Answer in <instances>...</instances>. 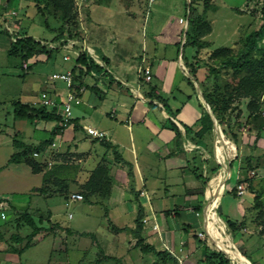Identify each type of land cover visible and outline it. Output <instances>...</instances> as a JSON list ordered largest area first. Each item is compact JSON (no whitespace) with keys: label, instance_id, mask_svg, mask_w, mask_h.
<instances>
[{"label":"crops","instance_id":"obj_1","mask_svg":"<svg viewBox=\"0 0 264 264\" xmlns=\"http://www.w3.org/2000/svg\"><path fill=\"white\" fill-rule=\"evenodd\" d=\"M12 1L15 0L0 1V22L4 28L5 25L9 28V31L0 29V53L4 51L7 54L10 43L22 34L55 46L65 42L64 38L54 39L56 33L49 41L29 35L23 27V17L28 12L27 2L19 0L21 6L14 7L9 6ZM34 1L36 6L37 0ZM84 2L83 6H89V17L86 33L84 32V38H81L95 45V55L93 58L89 56L101 69L90 71L76 82L80 87L74 91L77 101L71 103V110L73 105H82L91 111L95 129L104 132L105 136L92 138L85 131L86 127H92L91 123L83 124L78 118L72 117L66 126L58 129L62 122L61 104L65 98L63 96L58 100L53 99V109L44 110L60 118L56 120L45 119L40 115H33L29 119L16 118L13 114V100L9 101L12 114L8 116L13 115L11 133H6L0 122V136H9V140L0 141V201L6 204V218L0 219V259L4 261L0 263L9 262V256L20 257L27 249L48 238L54 240L56 236L60 237L61 232L68 236L76 235L70 228L60 225L53 209L43 212L39 208V198L53 197H44L37 191L45 169L33 173L23 162L8 163L10 156L16 151L14 144H17V140L30 146H41L43 142L51 140L55 144L54 147L44 145L42 152H36L38 155L32 154V157L41 163L47 161L48 168L51 165V157L60 154L64 161L68 159L74 166V181L69 184L68 197H61L64 201L69 199L70 194L80 193L79 187L88 180L97 166L107 168L111 184L106 193H96L71 202L85 201L88 203V209L98 208L95 216L105 220L101 224L110 234H126L129 238L126 240L127 245L121 246L125 253L135 249L143 254L154 253L157 256V264H206L205 254L215 251L223 253L230 264H257L255 260L247 257L245 245L253 243L252 246L255 247L256 244L252 237H249V225L255 226L253 218L256 214L252 210L251 202L255 195L259 194L264 203V181L260 187L253 183V180H264V161L260 167L246 170H240L238 166L230 168L229 164L236 154L239 157L262 156L264 127L259 133L260 138H256V131H248L246 125H241L237 132V143L234 144L224 136L222 127L215 118L217 131H214L210 117L211 136L206 135L203 138L206 148L197 143L195 133L201 127V114L203 111L207 112L205 105H208L200 86L206 72L203 67H198L195 73L189 70L188 64L194 62V58L192 54H185L184 47H193L191 40L190 43L186 42V33L190 34L189 38L193 35L189 19L183 20L181 16H177L180 10L185 8L177 4L176 0H171L165 6H162L160 0H147L146 8L150 6L146 9L147 18L137 20L121 14L111 23L100 21L91 15L93 9L100 7L101 0ZM74 4L76 5L75 0ZM18 10H21L22 14ZM54 18L58 19L56 16ZM66 49H71L75 54L74 64L65 70L71 71L82 49L80 46L76 47V42ZM65 56L70 59L68 54H64V61ZM143 67L150 70L149 80H145L141 74ZM22 68L27 70V63L25 66L23 64ZM53 73L60 71H53L51 74ZM54 85L50 80V83H45L44 88L51 93L54 91ZM26 98L27 94L21 95L18 101L28 105L30 109L43 111L31 106L35 99ZM253 125L256 127L259 124L253 122ZM41 135H46L47 138H41ZM78 135L81 137L80 141L89 143L87 150H70ZM218 136L223 141L226 139L233 149L231 151L229 147H224L226 142L219 141L217 158L218 143L214 138ZM61 142L67 146L63 151H59ZM74 147H77L75 142ZM221 150L227 157L224 163L221 162ZM213 164L216 167L215 173L210 171ZM200 171L206 179L205 183L197 177ZM231 176L233 183L229 184ZM237 180L245 186V192L240 196L234 190ZM217 186L218 192L215 191ZM177 187L181 190L171 191ZM178 191L182 195L180 205L162 207L155 204L156 201L162 202L167 197H174L175 192L178 195ZM247 191L250 192V201L235 203ZM225 196L227 203L233 204L227 205V215L224 214V219L220 216L219 203ZM208 203L213 206L211 218L204 215ZM24 211L33 216L38 215L42 220L48 219L46 221L49 226L45 229L53 226L48 233L44 229L39 231L32 238L31 245L18 254L14 251L20 250L25 240L19 241L14 235L18 234L24 238L31 231V227L27 226L30 231L24 236L10 233V230L13 225L16 230L21 228L15 221ZM139 214L140 224L136 222ZM228 214L231 217H228ZM91 216L92 212L89 211L85 218L91 219ZM220 217L222 219H219ZM142 219L146 220L145 223ZM227 221L236 222L240 227L232 233L226 225ZM153 224L157 225V230L152 229ZM199 232L202 233L201 236L197 235ZM80 236L95 238V234L88 231L80 232ZM262 238L264 240V237ZM139 240L143 246L151 247L152 251H142L137 244ZM225 241L228 243L224 244ZM112 244L113 250L118 251L119 241L112 240ZM231 247L235 250H231ZM237 247L243 249L246 256L241 255ZM57 251H60L59 247ZM102 252L98 260H119L123 256L113 257L103 250ZM259 258H264V246ZM11 261L16 264L15 259Z\"/></svg>","mask_w":264,"mask_h":264},{"label":"rangeland","instance_id":"obj_2","mask_svg":"<svg viewBox=\"0 0 264 264\" xmlns=\"http://www.w3.org/2000/svg\"><path fill=\"white\" fill-rule=\"evenodd\" d=\"M0 1L5 2L6 0ZM170 1L171 0H165L164 2L163 0H160V2L163 3L162 6L167 5ZM26 2L28 5V12L26 16L23 17V27L26 32L33 37H38L42 41L51 40L55 36L56 29L59 28L61 22L58 19H55L53 15H43L38 13L36 11V6L34 5V0H26ZM189 2V0H176L177 4L179 3L185 8V10L181 9L177 16H181L183 20H186L189 16L190 6H192L191 9L196 8L198 13L205 9V20L208 21L211 27L210 33L202 39V41L207 43L206 47L200 48L195 45L193 47H189V45L184 47L185 54H192L194 60H198V58H203L204 60L208 59L207 57L213 50L221 47H230L235 51L241 46L240 42L243 41L244 37L249 34L250 31L258 29L263 23L261 14L262 8L264 7V0H207V8H204V0H197L196 3L192 2L191 5ZM84 3L85 2L83 1L80 2L78 6L75 5L78 21L77 30L80 36L73 39H77L75 40L77 48L79 46L82 47L81 43L85 44L87 48H93L92 54L95 55V45L90 41L81 38H84L86 23L88 24L89 17V6H83ZM6 4H8V2H6ZM19 5V0L12 1L9 4V6L14 7ZM146 5L147 0H101L100 7L93 9V12L92 8H90V11L92 12L91 15H93V18L95 17L100 21H106L109 23L114 22V19H117L121 14L125 15L126 18L140 20L142 18H147L146 12L150 6L146 8ZM18 11L22 14L21 10ZM44 21H47L48 28L45 27ZM1 26L3 28H1ZM0 29L5 30L1 22ZM191 34H195L193 27L191 28ZM66 39L68 40V38ZM262 45L264 46V41L262 42ZM64 54H68L70 59L64 61L62 58ZM38 56H40V58ZM44 57L46 58L45 54H39L29 58L26 62L28 68L27 70H24L19 58L9 57L4 51L0 53V122L6 133H11L10 131L12 130L13 115L8 116V114H12V106L9 101L18 100L19 96L26 94V99L36 100L39 93L45 90V83H50L51 79H49V77L51 73L53 71L62 72L71 68L75 60V54L73 51L66 48H60L58 51L53 52L47 59H44ZM52 82H54L55 88L53 92L49 93L51 98L58 100L60 96L65 97L66 88L64 84L59 80H52ZM90 112L91 111H88V109L84 108L82 105H73L71 117L78 118L83 124H88L90 122L92 127L95 128V120L92 119V114H90ZM259 122L260 121H257V124H259ZM6 136L5 134L4 136H0V141L9 140V136ZM40 137L47 138L46 135H41ZM80 138L81 137L78 135V139L74 141L77 144V147H74V142L70 146L71 151L88 149L89 143L83 140L80 141ZM219 141L226 142L224 147L227 146L230 150L233 149V147L227 143L226 139H224V141L223 139H219ZM66 148L67 146L64 142L59 143V151H63ZM218 148H220V143H218ZM221 156L224 157V159L227 158L223 152L221 153ZM91 158L92 157H90V160ZM263 181L264 180L262 179H254L253 183L258 184L261 187ZM228 183H233L232 176ZM218 187L219 186H217L215 190L217 192ZM174 190L180 191L181 188L177 187L171 189L173 192ZM179 191L178 195H176V192H172L175 194L174 197H167V199H163L162 202L156 201L155 204L157 203L156 205L162 207L163 205L165 207L170 205H180L182 202V195ZM226 198L227 196H225L219 203L220 216L224 219V214L227 215V205L233 204L231 202L227 203L228 200ZM262 199L264 201V197H262ZM245 200L250 201V192L248 191L243 197L238 198L235 203H238L239 201L245 203ZM37 201L39 208H41L43 212H46L47 209H53L60 225L70 228L74 233L76 232V235L73 234L72 236H68L61 232L60 237L56 236L54 240L53 238H48L43 242L36 244L34 247L27 249L20 257L9 256V262L0 264H14L13 261H11L12 259H15L16 264H157V256L154 253L143 254L137 249L133 252L128 250L125 253L121 246L127 245L126 240L129 238L126 234H110V232L102 226L105 220L95 216L98 212V208L88 209V203L85 201H68L67 206H65L66 200L64 201L60 196H53L48 199L39 198ZM251 203L253 204V202ZM89 211L92 212L93 218L91 216V219H86L85 216ZM69 214L71 215L70 218H68ZM37 216L38 215L33 216L37 226L44 228L49 226L46 220L39 221ZM221 217L219 219H222ZM228 217L231 216L228 214ZM53 220L55 219L53 218ZM249 227H251L249 237H252V240H254V243L256 244L255 247L252 246L254 245L253 243L249 244L250 246L248 244L245 245L247 247V257L251 260H255L257 264H264V258H259V253H261V249L264 246V240L257 235V227L251 225H249ZM12 228L13 229L10 230V233H19L22 236L30 231L27 225L22 226L19 230H16V228L14 229V225ZM86 231L95 234V238L90 236L81 237L80 232ZM112 240L119 241L118 251L113 250ZM226 242L227 241L223 243L227 244L228 242ZM16 246L19 247L20 244ZM58 247L60 248V251H57ZM230 249L235 250L233 247ZM102 250L113 257L120 255L123 256L119 260L112 258L98 260L99 256H102L103 254ZM1 262L4 261L2 260ZM166 264L172 263L166 262Z\"/></svg>","mask_w":264,"mask_h":264},{"label":"trees","instance_id":"obj_3","mask_svg":"<svg viewBox=\"0 0 264 264\" xmlns=\"http://www.w3.org/2000/svg\"><path fill=\"white\" fill-rule=\"evenodd\" d=\"M189 4L196 3L197 0H189ZM207 0H204V8H207ZM36 8L38 13L43 15L49 14L57 17L61 24L56 29V36L54 39L78 38V21L74 0H37ZM189 8V26L194 28L195 34L189 38L186 33V42L192 45L204 48L207 46L205 41L201 39L210 33L211 27L207 20H205V9L200 13L196 8ZM262 24L256 30L250 31L243 41L241 46L233 51L230 47H221L213 50L207 57L208 59L194 60L188 64L189 70L195 73L198 67H203L206 75L204 81L200 84L202 96L209 105L211 112L217 123L222 127L224 136L234 144L237 143V132L241 125H246L247 130L256 131V138H260L261 131L264 127V7L262 8ZM45 27H48L47 21H44ZM190 36V34H189ZM80 39V38H79ZM59 48L51 49L42 45L39 41L34 40L30 36L22 34L15 37V40L10 43L7 50L9 57H17L21 61V65L33 56L45 54L50 57L53 52L58 51ZM101 67L84 51H79L76 57V65L71 69L73 90L77 91L80 87L76 82L83 76L90 73V71H99ZM243 104V108H242ZM14 117L19 119H29L33 115H40L45 119H60L55 114L46 111H36L30 109L28 105L21 104L18 100L12 101ZM201 127L195 133L198 139V144L206 148L203 138L211 136L212 120L210 115L203 111L201 114ZM60 121V120H59ZM259 122V125L254 127L253 122ZM59 124V128H63ZM14 144L16 151L10 156L8 163L27 164L33 173H38L44 170L42 175L41 186L37 189L40 195L44 197L60 196L67 198L69 193V184L74 181L73 170L74 166L69 161H64L60 154L51 157V165L47 168V161L41 163L32 157L34 152L41 153L44 145L50 146L51 140L43 142L41 146L25 145L19 140ZM261 157H253L252 155L239 157L237 154L230 160V168L239 167L241 170L258 168L263 164L264 151ZM210 171L215 173L216 167L213 164ZM197 177L203 182L206 179L202 177V172L197 174ZM241 183L237 180L234 186ZM111 184V178L108 174L107 168L97 166L89 176L88 180L79 187L82 198H87L96 193H106ZM202 192V191H201ZM261 196L255 195L252 210L256 212L253 223L257 227V234L259 237H264V204L260 199ZM39 221L42 219L38 218ZM141 214L138 215L136 222L140 224ZM48 221V219H46ZM19 224L18 227L27 225L31 227V231L24 237L14 235L19 241L25 240L24 246L20 250L14 252L21 254L26 248L31 245L32 238L44 229L47 233L52 230L49 228H41L36 225L33 215L28 214L27 211L21 212L15 221ZM244 221L241 223V226ZM228 229L234 233L238 227L236 222L227 221ZM138 246L144 252L152 251V248L147 245L143 246L142 241L137 242ZM238 248V247H237ZM151 249V250H150ZM241 255H245V251L238 248ZM204 261L206 264H230L221 252L211 251L205 254Z\"/></svg>","mask_w":264,"mask_h":264},{"label":"built area","instance_id":"obj_4","mask_svg":"<svg viewBox=\"0 0 264 264\" xmlns=\"http://www.w3.org/2000/svg\"><path fill=\"white\" fill-rule=\"evenodd\" d=\"M82 1H85V0H75L76 5L78 6L80 4V2H82ZM149 1L152 2L153 0H149ZM180 22H182V20H180ZM5 29L7 31H9V28H8L7 25H5ZM14 40H15V38L13 39V41ZM40 43L42 45L47 46L48 48H51V49L67 48V47L73 46L74 43H75V40L74 39H68V40H65V42L63 44H60V45H57V46H55L54 44L44 43V42H41V41H40ZM81 46H82L81 49L93 58L92 50L90 48H87L85 46V44L81 43ZM64 59L68 60V57L65 56ZM24 66H25V63H24ZM140 71H141V74L143 75L145 80H149L150 79V77H151L150 70L147 67H143ZM50 79L51 80H59V81H61L64 84V86H65V88L67 90V93L65 95L64 101L61 104V111H62L61 112V121H62L61 124L63 126H66L68 124L70 118H71V103L73 101H77V96L75 95L74 90H73V82H72L71 71L68 70V71H64V72H60V73H53V74H51ZM31 106L33 108H36V109H39V110H41V109H43V110L53 109L55 107V101L50 97L48 91L44 90V91H41L39 93V95H38L36 100H33L31 102ZM85 131L92 138H103L105 136L104 132L99 131V130H97L95 128H92V127H86ZM51 146L54 147L55 144L52 143ZM37 155L38 154L36 152L33 153V156H37ZM221 162H224V158H222V156H221ZM244 192H245L244 184L243 183H238L236 185V194L240 196ZM82 199L83 198H82V196L80 194L72 193V194L69 195V199L67 201H65V206L68 205V201L82 200ZM5 207H6L5 202L0 201V219L1 220H4L6 218ZM212 208H213V206H210V204H208L206 210L204 211V215L206 217H210L211 218ZM68 217L70 218L71 215L69 214ZM145 221H146L145 219H142L143 223H145ZM152 229H154V230L156 229L157 230V225L153 224L152 225ZM197 235L201 236L202 233L199 232Z\"/></svg>","mask_w":264,"mask_h":264},{"label":"water","instance_id":"obj_5","mask_svg":"<svg viewBox=\"0 0 264 264\" xmlns=\"http://www.w3.org/2000/svg\"><path fill=\"white\" fill-rule=\"evenodd\" d=\"M205 107H206V110H207L208 114L210 115V117H211L212 120H213V128H214V131H217V125H216V122H215L214 117H213V115H212V112L210 111V108L208 107V105H205ZM218 139H220L219 136H218V137H215V138H214V141H215L216 143H218V142H219ZM216 152H217L216 155H217V158H218V147H217V151H216ZM218 161H219V160H218ZM220 250H221L222 252L226 253L223 249H220Z\"/></svg>","mask_w":264,"mask_h":264},{"label":"bare ground","instance_id":"obj_6","mask_svg":"<svg viewBox=\"0 0 264 264\" xmlns=\"http://www.w3.org/2000/svg\"><path fill=\"white\" fill-rule=\"evenodd\" d=\"M228 154V153H227ZM221 187V186H220ZM207 204V203H206ZM209 204V203H208Z\"/></svg>","mask_w":264,"mask_h":264}]
</instances>
